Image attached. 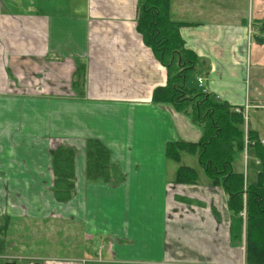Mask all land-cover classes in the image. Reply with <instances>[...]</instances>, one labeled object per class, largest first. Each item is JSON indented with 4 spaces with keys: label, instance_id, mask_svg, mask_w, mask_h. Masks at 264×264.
<instances>
[{
    "label": "crops",
    "instance_id": "obj_1",
    "mask_svg": "<svg viewBox=\"0 0 264 264\" xmlns=\"http://www.w3.org/2000/svg\"><path fill=\"white\" fill-rule=\"evenodd\" d=\"M170 2L198 59L187 89L242 113L244 133L264 145V41L254 26L264 0ZM139 14L140 0H0V222L6 232L15 221L70 229L74 256L37 264H242L224 189L188 166L197 156L167 157L169 144H197L204 131L152 101L168 71L144 44ZM90 140L111 153L106 182L87 179ZM60 149L74 152L68 203L53 191ZM180 167L195 169L197 183H176Z\"/></svg>",
    "mask_w": 264,
    "mask_h": 264
},
{
    "label": "trees",
    "instance_id": "obj_2",
    "mask_svg": "<svg viewBox=\"0 0 264 264\" xmlns=\"http://www.w3.org/2000/svg\"><path fill=\"white\" fill-rule=\"evenodd\" d=\"M171 0H140L137 30L144 44L158 61L167 68L168 81L154 91L152 101L170 104L179 113L186 114L199 125L203 137L197 144L171 143L167 146V157L177 163L181 153L197 156L199 165L212 186L222 187L228 195V208L234 219L240 239L243 232L242 212L246 209L245 264H264V145L255 134L249 137L258 141L253 148L261 171L255 183L249 184L247 176L234 171L238 155L244 152V116L226 103L215 102L210 95L189 90L186 81L198 64L197 56L186 49L179 28L181 23L170 19ZM259 43L264 41V23L254 25ZM85 68L79 65L75 73L74 87L83 85ZM87 179L103 181L109 169L111 153L96 140H90L86 148ZM74 152L60 149L54 153V196L59 203H68L73 198ZM198 173L189 167H180L176 183L193 185Z\"/></svg>",
    "mask_w": 264,
    "mask_h": 264
},
{
    "label": "rangeland",
    "instance_id": "obj_3",
    "mask_svg": "<svg viewBox=\"0 0 264 264\" xmlns=\"http://www.w3.org/2000/svg\"><path fill=\"white\" fill-rule=\"evenodd\" d=\"M193 85L195 82L193 81ZM170 105V104H166ZM172 106V105H171ZM190 161H194L193 165H188L191 167H199V164L196 162V158H191ZM236 172L245 174L248 178V183H255L258 177V173L261 171V165L257 162L255 155V150H249L247 158L242 155H238L235 163L233 165ZM37 199V198H35ZM18 206V201L16 202ZM246 209L242 212L243 218V232L241 238L237 239L240 245V252L243 253L242 259L244 256L242 264H245V246H246ZM245 214V215H244ZM30 224L29 228L24 225L21 221L11 222L8 226V231L4 222H0V254L4 258L0 257V264H37L39 261H35L33 258L38 256H50L54 253V256H74L69 252L70 247V235L71 231L68 227H65L64 224L56 225L52 224L49 227H44L43 224L37 223H27ZM38 225L37 228H34ZM7 233V234H6ZM56 247L62 249L61 252H56ZM95 243H92L90 247H93ZM56 252V253H55ZM10 255H13L12 257ZM43 258V257H42ZM48 261V259H41L40 262Z\"/></svg>",
    "mask_w": 264,
    "mask_h": 264
},
{
    "label": "built area",
    "instance_id": "obj_4",
    "mask_svg": "<svg viewBox=\"0 0 264 264\" xmlns=\"http://www.w3.org/2000/svg\"><path fill=\"white\" fill-rule=\"evenodd\" d=\"M252 25L250 24L249 25V32L251 34V31H252ZM204 81L202 78H198V84L200 87H202ZM238 112V111H237ZM247 116H246V120H247ZM258 141H255V140H252L250 137H249V130L247 129L244 133V152H243V155L245 156V158H247V155L249 153V150L250 148H254L256 145H257ZM245 215V214H244Z\"/></svg>",
    "mask_w": 264,
    "mask_h": 264
}]
</instances>
